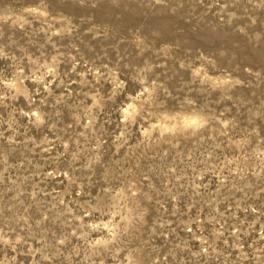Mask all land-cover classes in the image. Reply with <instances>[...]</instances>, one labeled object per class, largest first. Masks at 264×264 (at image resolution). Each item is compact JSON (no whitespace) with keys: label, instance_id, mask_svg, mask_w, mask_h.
<instances>
[{"label":"rangeland","instance_id":"1","mask_svg":"<svg viewBox=\"0 0 264 264\" xmlns=\"http://www.w3.org/2000/svg\"><path fill=\"white\" fill-rule=\"evenodd\" d=\"M0 264H264V0H0Z\"/></svg>","mask_w":264,"mask_h":264}]
</instances>
